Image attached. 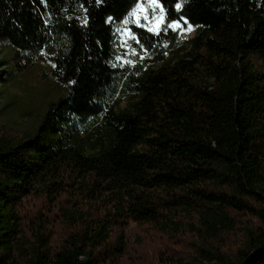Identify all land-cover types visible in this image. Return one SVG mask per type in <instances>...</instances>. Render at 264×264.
<instances>
[{
  "label": "trees",
  "instance_id": "16d2710c",
  "mask_svg": "<svg viewBox=\"0 0 264 264\" xmlns=\"http://www.w3.org/2000/svg\"><path fill=\"white\" fill-rule=\"evenodd\" d=\"M137 1L0 0V41L24 66L49 59L67 91L34 137L0 140V264L23 248L32 195L45 214L27 264H118L133 226L192 232L200 264H264V0H156L203 36L200 51L143 80L111 65V24ZM116 80L139 98L115 117L108 147L84 154L69 129L102 116ZM240 219L257 225L214 246Z\"/></svg>",
  "mask_w": 264,
  "mask_h": 264
},
{
  "label": "rangeland",
  "instance_id": "374dc122",
  "mask_svg": "<svg viewBox=\"0 0 264 264\" xmlns=\"http://www.w3.org/2000/svg\"><path fill=\"white\" fill-rule=\"evenodd\" d=\"M111 28L112 67L122 75L140 71L136 77L141 80L149 73H156L194 51H200L196 46L203 36V31L199 28L183 22H169L164 8L157 1L154 5L152 0H138L125 18L113 22ZM172 34L175 35L173 41L170 39ZM158 36L163 41L162 46L159 51L152 52L149 40ZM114 86L116 90L104 103L102 116L76 123L69 129L71 146L84 154H98L108 147L113 137L115 117L131 108L139 98L137 86L133 83L128 86L125 95H122L120 80H116ZM66 95V88L57 82L49 59L39 58L24 66V61L15 58L12 47L6 41H0V140L18 143L34 137L50 106ZM41 138L44 141L56 139L55 136H50L49 131ZM43 205L40 195L28 198L22 229L23 248L14 252L9 264H27L30 260L29 251L32 245H36L35 227L41 223V217L45 214L41 213ZM249 225V229H252L257 223L252 221L249 224L246 219H240V225L236 227L237 234L228 239L224 235L221 242L215 241L214 246L224 244L225 249L227 246L234 247L235 241L241 240V234ZM128 237V255L118 264H200L197 255L199 240L185 229L180 234H172L149 232L133 226ZM52 240H55L54 236Z\"/></svg>",
  "mask_w": 264,
  "mask_h": 264
},
{
  "label": "snow or ice",
  "instance_id": "6c2138e0",
  "mask_svg": "<svg viewBox=\"0 0 264 264\" xmlns=\"http://www.w3.org/2000/svg\"><path fill=\"white\" fill-rule=\"evenodd\" d=\"M97 2H99V0H97ZM152 3L155 5L156 4V0H152ZM156 6H158V5H156ZM179 7H180V5L178 4L177 8H179ZM149 31H152V29H149Z\"/></svg>",
  "mask_w": 264,
  "mask_h": 264
}]
</instances>
